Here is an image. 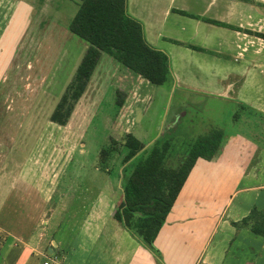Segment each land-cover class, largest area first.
Listing matches in <instances>:
<instances>
[{
    "label": "crops",
    "instance_id": "1",
    "mask_svg": "<svg viewBox=\"0 0 264 264\" xmlns=\"http://www.w3.org/2000/svg\"><path fill=\"white\" fill-rule=\"evenodd\" d=\"M126 9L141 21L147 41L168 54L170 77L158 84L155 96L152 88L141 89L149 82L145 77L102 52L79 103L100 91L102 83L117 85L122 104L109 138L130 131L142 141L131 130L134 103L150 100L147 109L157 101L158 116L144 126L145 150L175 129L176 119L186 113L180 107L168 116L179 91L239 108L230 120L247 124L256 118L254 133H226L219 152L196 159L154 240L161 262L114 217L123 176L104 170L100 183L99 151L90 161L95 171H73L61 187L65 173L59 170L48 172L39 184L31 168L3 170L0 231L6 240L0 264H26L29 258V264H264V235L232 223L254 205L264 210V0H127ZM6 211L12 217H5ZM6 243L10 246L3 255Z\"/></svg>",
    "mask_w": 264,
    "mask_h": 264
},
{
    "label": "rangeland",
    "instance_id": "2",
    "mask_svg": "<svg viewBox=\"0 0 264 264\" xmlns=\"http://www.w3.org/2000/svg\"><path fill=\"white\" fill-rule=\"evenodd\" d=\"M75 2L26 0L25 4H19L0 0V174L3 170L13 173L31 168L36 171L39 184L48 172L59 170L58 173H65L59 183L61 187L71 172L93 171L90 161L107 142L109 135L116 132L110 128L112 119L117 114L120 117L116 84L109 87L102 83L100 91H93L80 103L79 98L67 123L60 124L50 118L86 49L84 41L67 29L77 8ZM21 9L25 13L22 11L18 20ZM147 86L152 88L155 96L158 94V84L145 82L141 89L146 90ZM101 90L102 98L99 96ZM149 101L146 100L145 104L144 101L135 102L132 114L131 130L143 142L144 126L154 121L158 116L155 110H160L157 101L144 109ZM180 107L186 113L180 114L176 128L166 133L178 146H185L184 142L214 125L224 127L227 134L234 135L239 130L254 133L256 118L247 124L230 120L232 112L239 108L219 98L190 91L174 92L168 116ZM124 133H116L115 136L121 139ZM126 150V146H121L120 153L109 161L114 174L122 172V182L125 181V171L122 170L121 158ZM142 153L143 150L139 151L135 157ZM69 156L72 160L66 163ZM35 160L36 164H33ZM104 170L98 171L100 183L104 179ZM19 215L30 219L23 211H19ZM4 216L12 217L9 211ZM9 246L10 243L3 246V255ZM29 259L26 264H29ZM40 260H43L41 256Z\"/></svg>",
    "mask_w": 264,
    "mask_h": 264
},
{
    "label": "trees",
    "instance_id": "3",
    "mask_svg": "<svg viewBox=\"0 0 264 264\" xmlns=\"http://www.w3.org/2000/svg\"><path fill=\"white\" fill-rule=\"evenodd\" d=\"M126 3L127 0L79 1L68 29L87 46L67 90L50 115L51 120L60 124L67 122L102 52L109 53L151 83L163 84L169 79L168 54L147 41L141 21L128 13ZM121 104V101L117 102L118 106ZM238 113L233 114L234 118ZM225 135L222 126L214 125L184 142L185 146H178L172 136L165 134L144 150L142 141L128 131L121 139L110 136L109 141L101 146L99 164L103 170L112 169L109 161L120 153L121 146L127 148L121 158L125 171L123 196L115 208L114 217L158 261L161 262L160 252L154 240L192 166L198 157L210 159L219 152ZM141 150L143 153L135 157ZM232 223L237 227L248 226L253 232L264 235V210L254 205L247 215ZM5 238L4 232L0 231V261Z\"/></svg>",
    "mask_w": 264,
    "mask_h": 264
},
{
    "label": "built area",
    "instance_id": "4",
    "mask_svg": "<svg viewBox=\"0 0 264 264\" xmlns=\"http://www.w3.org/2000/svg\"><path fill=\"white\" fill-rule=\"evenodd\" d=\"M44 264H49V262L48 261H44Z\"/></svg>",
    "mask_w": 264,
    "mask_h": 264
}]
</instances>
